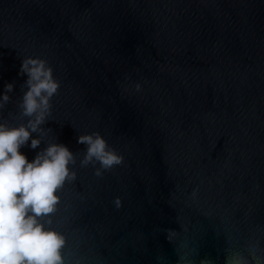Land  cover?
Returning a JSON list of instances; mask_svg holds the SVG:
<instances>
[{
    "label": "water",
    "instance_id": "water-1",
    "mask_svg": "<svg viewBox=\"0 0 264 264\" xmlns=\"http://www.w3.org/2000/svg\"><path fill=\"white\" fill-rule=\"evenodd\" d=\"M26 57L60 87L52 131L20 152L77 156L53 224L67 257L226 264L264 248V0H0V118L17 125ZM94 132L123 157L100 177L79 166Z\"/></svg>",
    "mask_w": 264,
    "mask_h": 264
},
{
    "label": "clouds",
    "instance_id": "clouds-1",
    "mask_svg": "<svg viewBox=\"0 0 264 264\" xmlns=\"http://www.w3.org/2000/svg\"><path fill=\"white\" fill-rule=\"evenodd\" d=\"M20 74H27L22 86L27 90L17 103L18 111L9 112V117L20 123L0 118V264H80L78 256H66L68 238L53 227L61 193L66 184L76 180V154L56 142L47 143L31 162L20 152L30 139V147L38 148L52 131L41 125L51 115V101L60 83L47 61L39 57L23 58ZM136 87L139 89V84ZM12 91L13 84H6L0 94V112L10 102L8 93ZM32 133L38 138H32ZM78 143L86 146L79 166L91 165L97 177L123 163V157L98 132L79 135ZM114 204L121 207L119 197ZM246 252H230L226 264H264V248L259 242L249 244ZM201 264L211 262L202 260Z\"/></svg>",
    "mask_w": 264,
    "mask_h": 264
}]
</instances>
